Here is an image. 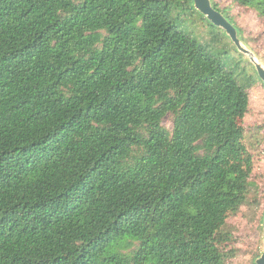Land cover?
<instances>
[{
	"label": "trees",
	"instance_id": "obj_1",
	"mask_svg": "<svg viewBox=\"0 0 264 264\" xmlns=\"http://www.w3.org/2000/svg\"><path fill=\"white\" fill-rule=\"evenodd\" d=\"M176 6L0 0V264H228L249 87Z\"/></svg>",
	"mask_w": 264,
	"mask_h": 264
},
{
	"label": "rangeland",
	"instance_id": "obj_2",
	"mask_svg": "<svg viewBox=\"0 0 264 264\" xmlns=\"http://www.w3.org/2000/svg\"><path fill=\"white\" fill-rule=\"evenodd\" d=\"M220 2L229 3L226 9L229 10V16L240 29L244 43L264 64V18L260 17L255 10L240 6L232 0H221ZM176 13L174 11V17H176ZM191 18L193 17L181 15L179 20L187 30L193 28L194 32L191 31V34L194 37L209 43L211 49H219L224 46L223 42L218 44L219 42L211 39L208 29L197 18L194 17V24L190 27ZM233 58L231 63L234 64V60H238L239 56L234 54ZM240 66H243L245 70L242 75L238 69L237 72L245 82L244 75L247 76L252 68L244 59L241 60ZM240 66L235 68L240 69ZM256 78L252 85L245 82L249 87V109L243 119L246 142L254 155V170L250 179L254 187L250 188L247 201L240 211L228 219L227 229H232L234 235V240L229 245L234 253L228 260V264H252V260L258 254L262 244L259 216L264 207V87L257 83ZM162 124L165 128L171 129V115H166Z\"/></svg>",
	"mask_w": 264,
	"mask_h": 264
},
{
	"label": "water",
	"instance_id": "obj_3",
	"mask_svg": "<svg viewBox=\"0 0 264 264\" xmlns=\"http://www.w3.org/2000/svg\"><path fill=\"white\" fill-rule=\"evenodd\" d=\"M220 1L221 0H187L188 6L174 7L171 11V16L174 17L173 14L174 11H176L177 13L174 19L178 20L179 22H181V20H179L181 15H188L189 17L192 16L193 18L190 19V27L193 26L194 20L197 18L205 25L206 29H208L209 33L211 34V39L219 42L218 44H222V42L224 43V46H221L219 49L209 48L215 53L217 51L226 52V56L228 57L230 63L234 59V54L239 56L238 60H234V64L231 63L234 67H239L241 60L244 59V61L252 68L249 70V73L247 72V76L244 75V81L248 85H252V83L255 82L254 79L257 77V83L264 87V64L252 50L247 48L246 44L244 43L240 29L229 16V10L226 9L228 8L229 3ZM188 30L191 32L193 31V28ZM195 38L200 43L209 46V43L202 42L197 37ZM237 69L241 75L245 70L243 66H240V69ZM251 187H254L253 182H251ZM259 226L261 230L262 244L258 254L253 258L252 264H264V207L262 208L261 214L259 216ZM228 232L230 233L231 238L225 244L227 245V250H232L229 245L233 242L234 235L232 233V229L228 230Z\"/></svg>",
	"mask_w": 264,
	"mask_h": 264
}]
</instances>
